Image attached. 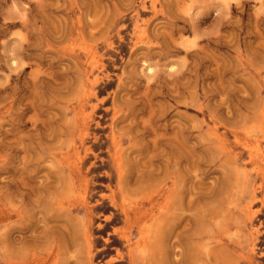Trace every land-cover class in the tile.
<instances>
[{
  "label": "rangeland",
  "instance_id": "374dc122",
  "mask_svg": "<svg viewBox=\"0 0 264 264\" xmlns=\"http://www.w3.org/2000/svg\"><path fill=\"white\" fill-rule=\"evenodd\" d=\"M0 264H264V0H0Z\"/></svg>",
  "mask_w": 264,
  "mask_h": 264
},
{
  "label": "bare ground",
  "instance_id": "6f19581e",
  "mask_svg": "<svg viewBox=\"0 0 264 264\" xmlns=\"http://www.w3.org/2000/svg\"><path fill=\"white\" fill-rule=\"evenodd\" d=\"M193 120V119H192ZM197 246V245H196Z\"/></svg>",
  "mask_w": 264,
  "mask_h": 264
}]
</instances>
